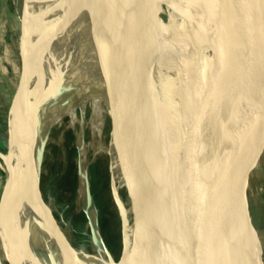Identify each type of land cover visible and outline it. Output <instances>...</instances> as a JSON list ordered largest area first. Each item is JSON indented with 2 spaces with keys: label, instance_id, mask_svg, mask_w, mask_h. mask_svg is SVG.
Here are the masks:
<instances>
[{
  "label": "water",
  "instance_id": "95a60500",
  "mask_svg": "<svg viewBox=\"0 0 264 264\" xmlns=\"http://www.w3.org/2000/svg\"><path fill=\"white\" fill-rule=\"evenodd\" d=\"M171 1L175 24L156 18L151 28L133 26L129 19L112 13L111 0H104L111 35L146 49L147 60L157 62L156 85L138 115L152 134L149 147L154 165L167 181L143 204L146 245L128 250L122 233L116 264H133V258L157 248L165 264H187L185 256L198 264H264V236L254 224L249 199L257 106L264 112V0H224L220 24L216 18L210 20L208 33L194 27L181 0ZM27 40L22 18V72L9 115L8 147L0 150L7 172L0 212L6 194L15 192L21 178L17 157L22 156L24 140L18 130V105L28 97L32 81ZM202 52L222 58L210 67ZM186 95L194 105L184 111ZM39 112L40 103L32 111L28 132ZM31 164L32 210L39 219L37 209L47 207L41 191V147ZM111 180L115 201L112 175ZM86 190L90 197L88 179ZM52 231L61 247L73 249L55 216ZM254 231L260 240L258 251ZM92 232L95 238L93 227ZM9 239L28 264H44L28 239L9 225H0V264H11ZM105 249L111 254L106 245Z\"/></svg>",
  "mask_w": 264,
  "mask_h": 264
},
{
  "label": "bare ground",
  "instance_id": "6f19581e",
  "mask_svg": "<svg viewBox=\"0 0 264 264\" xmlns=\"http://www.w3.org/2000/svg\"><path fill=\"white\" fill-rule=\"evenodd\" d=\"M181 4L199 32H210L207 24L213 18H216L217 26L220 24L224 0H181ZM110 7L112 13L129 19L133 26L155 28L157 19L165 24H175L176 11L171 0H111ZM104 11V0H24L22 7L32 81L28 97L18 105V130L24 140L22 156L17 157L21 168L20 183L14 193L5 196L0 225H9L13 232L28 239L32 250L42 256L44 264H116L112 253L105 249L93 207L88 209L91 227L95 231L93 254L74 247H61L52 231L53 210L48 206L39 207V219L32 210L31 160L41 147L45 134L54 125L65 118L74 125L80 111L82 132L78 142L81 158L85 159L83 132L88 104L91 103L93 108L91 123L99 132L103 130L102 113L111 117L113 127L107 147L109 169L113 177L116 212L128 250H140L146 245L148 234L144 232L143 204L167 183L154 165L149 147L150 129L138 115L156 85L157 62L147 60L146 49L115 39L109 31ZM201 54L210 67H216L222 58L213 52ZM184 100V111L191 110L194 102L190 97ZM38 103L39 116L28 132L30 116ZM254 122L261 123L264 128V112L258 106ZM86 173L84 166L81 171L83 188L87 185ZM9 248L11 264H28L11 239ZM183 261L198 264L188 256ZM133 264L165 262L162 251L157 248L145 256L133 258Z\"/></svg>",
  "mask_w": 264,
  "mask_h": 264
},
{
  "label": "rangeland",
  "instance_id": "374dc122",
  "mask_svg": "<svg viewBox=\"0 0 264 264\" xmlns=\"http://www.w3.org/2000/svg\"><path fill=\"white\" fill-rule=\"evenodd\" d=\"M15 3L16 0H9V5L13 9H15ZM23 3L24 0H20L19 7L21 9ZM88 105L84 117L85 130L83 132V144L86 150L85 159L81 158L78 142V137L82 132L80 111L77 115L78 122L74 125H72L69 118H65L61 123L51 127L45 134L41 144L43 154L41 191L46 205L53 210L55 218L63 231H66L65 234L73 247L84 252L87 251L88 254L94 253V237L88 215L89 207H93L97 213V227L101 232L100 235L117 263L122 252V225L111 192L110 156L107 152V147L111 141L112 119L106 112H103V130L99 132L93 128L91 123L93 116L92 104L89 103ZM254 125V138L256 139V143L254 140L255 166L251 173L249 199L254 214V224L264 236V128L261 123H254ZM75 157L79 159L77 158V160ZM105 162L109 164L107 165ZM84 166L89 181L90 197L87 194L86 187L83 188L81 184V171ZM6 177L7 172L2 171L0 168V198ZM253 242L258 251L260 240L256 231H254ZM262 254L264 257V250ZM5 264L10 263L5 262Z\"/></svg>",
  "mask_w": 264,
  "mask_h": 264
},
{
  "label": "crops",
  "instance_id": "0c3cea01",
  "mask_svg": "<svg viewBox=\"0 0 264 264\" xmlns=\"http://www.w3.org/2000/svg\"><path fill=\"white\" fill-rule=\"evenodd\" d=\"M16 0L15 9L9 0H0V150L8 147L10 110L20 83L22 9Z\"/></svg>",
  "mask_w": 264,
  "mask_h": 264
},
{
  "label": "built area",
  "instance_id": "2783aa9c",
  "mask_svg": "<svg viewBox=\"0 0 264 264\" xmlns=\"http://www.w3.org/2000/svg\"><path fill=\"white\" fill-rule=\"evenodd\" d=\"M0 168H1L2 171L6 172V169H5V167H4V165L2 164L1 161H0Z\"/></svg>",
  "mask_w": 264,
  "mask_h": 264
}]
</instances>
